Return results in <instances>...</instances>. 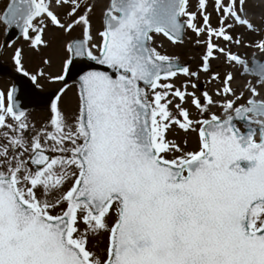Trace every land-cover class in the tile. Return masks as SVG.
I'll return each instance as SVG.
<instances>
[{
  "label": "snow or ice",
  "instance_id": "obj_1",
  "mask_svg": "<svg viewBox=\"0 0 264 264\" xmlns=\"http://www.w3.org/2000/svg\"><path fill=\"white\" fill-rule=\"evenodd\" d=\"M248 3L215 0L222 15L214 28L207 0H198L202 26L189 0H107L97 42V0H9L0 23L19 28L33 49L47 46L50 25L66 33L82 28L66 44L64 74L54 80L64 81L77 58L103 70L79 76L77 114L67 117L58 95L51 130L31 136L14 90L0 91V264H264V99L249 84L252 98L238 105L243 92L237 95L230 72L223 80L210 76L209 83L220 81L219 100L207 90L189 92L187 83L177 88L178 74L198 72L153 46L158 34L176 43L185 26L207 33L203 72L211 73L220 53L264 86V62L250 66L213 43L240 44L229 32L234 24L259 31ZM254 46L264 52V40ZM14 62L29 75L22 49ZM189 97L204 118L184 106ZM236 121L246 122V131ZM174 128L197 132V149L169 139ZM105 234L99 253L90 244Z\"/></svg>",
  "mask_w": 264,
  "mask_h": 264
},
{
  "label": "rangeland",
  "instance_id": "obj_2",
  "mask_svg": "<svg viewBox=\"0 0 264 264\" xmlns=\"http://www.w3.org/2000/svg\"><path fill=\"white\" fill-rule=\"evenodd\" d=\"M106 3L107 0H97V7L94 13L91 15L92 33L97 42H99V36L97 34L103 28L102 12ZM2 9L3 7L0 6V12H2ZM58 11L60 12L61 19H66L64 12H66L67 9H60ZM189 11L197 13L196 23L198 26H202L203 17L198 11V0H189ZM206 11L208 14H210V23L212 27L219 28V21L222 14L215 10V0H207ZM247 13L248 17L259 29L258 32H252L243 26L234 24V26L229 29V32L234 38L241 39L242 42L240 44L226 42L222 38H214L213 43L225 48L226 51H231L234 54H238L241 59L247 61L251 66L252 58L255 55L261 53L260 49L254 45L260 40H264V0H249L247 5ZM233 23L234 22L232 20L227 21V24ZM80 32L82 33V28L80 26H77L71 33H66L63 30L57 29L50 25L44 35V39L47 41L46 47L41 46L38 49H33L29 42L23 39L16 43L12 48H9L5 51L4 60L6 62L15 63V51L17 49H22L24 68H28L37 77L40 85L45 87H53L60 82L54 80L53 78L63 74L64 62L69 56V54L66 52L65 46L67 43H70L71 40ZM3 33L4 29L0 25V52L3 44ZM207 39V33L197 36L192 29H189L188 39L184 44L173 43L162 34L154 35L153 46L156 47L161 54L168 55L172 58L187 59L188 57H194L195 59V65L191 71L198 72V78H189L182 74H178L172 83H174L177 88H181L183 84L187 83L189 85L187 90L189 92L195 91L197 96H200L203 91L207 90L210 94H213L214 99L219 100L221 98L216 97L214 94L217 88L220 87V81H213L209 83L210 76L213 73H218L220 79L223 80L225 75L230 72L234 77L232 85L234 84L235 80L237 81V86L235 88L237 95L243 92V99L237 101L238 105L245 104L249 98H252L251 92L248 91L249 84L255 86L257 91L260 93V96L257 97V99H264V86H261L257 79H255L251 74L244 73L240 65L227 61L223 54L216 53V58L210 61L211 73H205L201 70L200 65L202 63V57L206 52L207 46L205 42ZM197 41H199V43H197ZM261 58L263 59L264 55H261ZM192 83L197 84V89L191 88ZM9 86L10 82H7L6 80H0V91L7 93L10 91V88H8ZM229 99H232V97H229ZM178 102V100L174 101V103ZM78 103L79 97L76 88L71 87L65 90L61 97L60 105L62 104V111L70 119L75 114H77ZM184 106L189 108L194 118H204L200 116L199 110L195 109V107L191 105L190 97L188 98V103ZM210 112H214L221 117L224 116L223 110L218 106H211ZM205 115H210V113H206ZM27 118L31 129V131L28 133L29 136L46 127L48 130H51L49 123H47V120L50 121V115L32 114ZM253 118L256 117L253 116ZM253 126L258 127L257 125ZM239 128L243 130L242 125H240ZM258 136L259 134H257V138ZM168 138L175 140L177 143L181 144V146H185L186 141V151L196 150L198 146L197 132L190 131L185 133L183 130L174 128L168 133ZM90 246L93 247L95 251L103 253L107 246V235L105 234L96 237L91 241Z\"/></svg>",
  "mask_w": 264,
  "mask_h": 264
},
{
  "label": "water",
  "instance_id": "obj_3",
  "mask_svg": "<svg viewBox=\"0 0 264 264\" xmlns=\"http://www.w3.org/2000/svg\"><path fill=\"white\" fill-rule=\"evenodd\" d=\"M186 29L187 27L185 26L179 42H183L185 40ZM20 36L23 35L19 28H7L5 36V47L11 45ZM254 60L259 61L258 57H255L253 61ZM174 62H176L177 64L179 63L178 61ZM190 64L191 62H188L184 66L189 67ZM0 66H4L1 61ZM91 68L103 70L102 66L100 65H95L91 61L81 60L77 58V60L70 66V71L65 79L64 86L76 84L79 87V76L84 71L90 70ZM0 75L9 76L14 80V102L19 106L20 110H23L25 113L33 109L50 108L51 102L55 100L56 96L60 94V91L62 89L60 87L53 90L40 89L36 86V83L30 77L14 72L11 67H8V69L0 67Z\"/></svg>",
  "mask_w": 264,
  "mask_h": 264
},
{
  "label": "bare ground",
  "instance_id": "obj_4",
  "mask_svg": "<svg viewBox=\"0 0 264 264\" xmlns=\"http://www.w3.org/2000/svg\"><path fill=\"white\" fill-rule=\"evenodd\" d=\"M237 81L235 80V82H234V84L232 85V87L235 89L236 88V86H237V83H236Z\"/></svg>",
  "mask_w": 264,
  "mask_h": 264
}]
</instances>
